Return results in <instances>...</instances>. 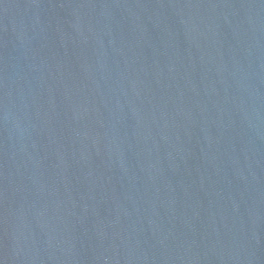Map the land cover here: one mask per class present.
I'll return each mask as SVG.
<instances>
[{"label":"water","instance_id":"obj_1","mask_svg":"<svg viewBox=\"0 0 264 264\" xmlns=\"http://www.w3.org/2000/svg\"><path fill=\"white\" fill-rule=\"evenodd\" d=\"M0 264H264V0H0Z\"/></svg>","mask_w":264,"mask_h":264}]
</instances>
